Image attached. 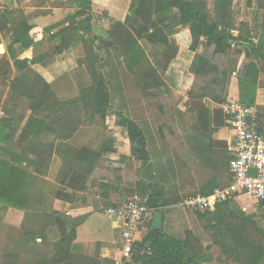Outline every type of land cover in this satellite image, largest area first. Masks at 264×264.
Returning a JSON list of instances; mask_svg holds the SVG:
<instances>
[{"label":"trees","instance_id":"trees-1","mask_svg":"<svg viewBox=\"0 0 264 264\" xmlns=\"http://www.w3.org/2000/svg\"><path fill=\"white\" fill-rule=\"evenodd\" d=\"M252 1L249 0V6L252 5ZM231 3L232 0H213V12H211L208 4L202 0H133L132 15L127 23L114 24L110 37L102 38L97 48L100 51L114 50L118 56L121 55L128 75L138 76L136 82L142 89L159 88L164 85L162 73L177 52V46L169 40V34L179 25L189 26L192 37L191 49L196 50L201 45L204 48L202 53L196 55L192 66L196 79L189 92V109L196 116L195 127L208 130L212 122L206 99L218 105L227 103L230 74L237 69L238 63V59L234 57L245 51L247 58L256 59V62L247 60L240 69V75L243 72V76L247 77L245 81L240 80L242 92L240 101L249 105L255 103L256 81L264 66V39L260 38L257 43H253L252 40L238 42L241 35L234 36L235 26L233 21H230L234 20L230 11ZM90 4L91 0H83L82 9L72 17L74 21L85 17L78 22L80 27L76 26V30L91 32V16L88 12L91 8ZM257 6L264 10V0H258ZM5 15L2 14L0 17V25L3 29L7 21L4 19ZM97 39L99 38L89 37L85 40L87 56L78 61L79 78L76 85L70 75L48 84L31 69L27 60L15 59L12 64L7 58L0 57V106L16 114L23 113L20 118L10 112L14 121H10L11 133L8 134L6 125L0 122V135L4 132L6 139H9L14 131L19 129L24 116L31 112L19 143L23 155L32 153L35 158L34 160L22 158L17 153L18 158L12 159L19 163L26 162L27 167L32 169L29 174L31 180L27 183L32 184L34 179L37 177L42 179L47 174L49 160L55 152H61L60 146L57 148L58 140L70 139L73 145L63 150L65 163L57 176V187L53 189L48 182L50 186L39 185V189L41 188L39 193L32 192L33 188H30L28 193L31 201L27 204L15 199V194L22 188V173L13 170L10 162L0 158V203L7 207L26 209L25 223L28 220L27 225L25 223L21 225L23 232L17 244L19 248L17 253L20 257V250L25 249L29 244L34 248L39 246V252L33 253L34 260L26 264H115L113 259L101 257L99 253L101 243H97L98 247L93 257L79 253L78 229L87 221L89 215L77 217L66 215L54 210L52 201L46 203L45 208L30 207L32 198L38 196L39 206L43 203V199L47 198L67 202H74L76 199L81 202L86 201L87 194L78 198L67 191V184L69 183L73 189L79 187V190H86L88 193L95 185L98 186V183L92 182L91 187L90 185L85 187L90 180L91 171L104 155L115 151V140L111 141L112 138L104 133V128L103 130L100 128L102 125L106 127L104 120L111 109V93L103 72V64L98 60L99 53L94 49ZM141 42L157 48L153 51L158 53L157 56L154 55L153 62L147 60L146 48ZM65 45L69 47L70 44L65 43ZM237 45H241L242 48L237 49ZM15 70L17 74H14ZM80 70L81 73L89 76L86 83L82 81L83 76L80 77ZM116 114L117 123L128 131L132 156L147 164L144 169L145 175L139 181L141 185L130 194L136 192L147 198L148 206L153 211H158L163 205L164 193L160 188L156 190L153 184L147 185L143 180L145 178L147 182L150 181L146 172L151 169L148 164L150 153L147 150L143 128L123 112L118 111ZM98 126L99 128H96ZM42 128H56L57 135L50 140L43 136L41 138L39 130H43ZM85 132H91L89 143L81 140ZM96 132L97 135H94ZM43 181L46 182L45 179ZM100 186L105 192L103 199L94 203L95 210L102 204L107 206V211L115 203L108 200L107 184L102 182ZM149 187L154 188L152 194L148 192ZM30 208L31 211L37 209L36 212L39 214L29 212ZM235 212L245 217L250 223L247 225L251 228L246 227L250 228L252 235L255 234L257 238L249 234L251 239H254L253 242L248 243L246 254H244L246 251L233 247L227 250L236 258L245 259L248 264H262L264 230L252 218L241 212L232 200L228 199L217 204L212 213L195 211V215L207 228L211 225L223 226L225 220L233 217ZM220 232L218 234L213 232L214 240L227 241L229 233L224 230ZM245 233L242 230L241 233L232 231L229 235L238 242L243 240ZM37 238L41 239L40 243H37ZM203 243V240L192 230L186 231L184 238H179L167 234L163 229H154L151 224L143 238L135 242L132 258L126 264H205L212 260V253L211 247Z\"/></svg>","mask_w":264,"mask_h":264},{"label":"crops","instance_id":"crops-1","mask_svg":"<svg viewBox=\"0 0 264 264\" xmlns=\"http://www.w3.org/2000/svg\"><path fill=\"white\" fill-rule=\"evenodd\" d=\"M202 1L208 6L209 4L213 5V0ZM2 2L7 8L4 17L7 21L3 25L4 29L0 25V57L7 58L12 64L15 59L27 60L31 69L48 84H53L59 78L70 75L76 85L77 78H79L78 61L87 56L85 40L89 37H98L99 39L96 41L100 42L102 38L110 37L114 24L127 23L132 15L133 0H91V8L88 11L92 25L90 33L75 29L76 26H79L78 22L85 17H80L75 21L72 19L75 13L82 9L83 0H2ZM248 2L249 0H232L230 11L234 20L230 21H233L235 26L234 36L241 35L238 42L252 40L253 43H257L260 38L264 39V10L258 8V0H253L251 6ZM237 7L240 13L235 15L234 10ZM169 40L177 46V52L175 58L162 73L164 85L159 88L142 89L136 82L138 76L130 77L128 75L126 67L123 66V57L118 56L114 50H101L98 57L100 63L103 64V72L110 89L111 105L113 102L112 87H115L123 94L122 100H127L126 103L132 105V114L129 118L137 121L143 128L147 150L150 153L148 164L151 167L146 172L147 179L150 178V181L147 182L145 178L143 180L147 185L153 184L156 190L160 188L164 193L162 207L158 211H153L152 217L139 226L137 240H141L148 232L150 225H153L154 214L162 212V229L167 234L184 238L186 231L192 230L201 239L209 238L207 243L203 244L211 247L212 260L205 264H248L245 259L236 258L227 248L233 247L243 252L246 251L244 254L248 253V243L257 238L255 234L252 235L250 228L246 226L241 228L236 225H232V227L228 223L232 217H228L223 226L212 227L211 225L206 228L196 216L193 219L188 209L182 205L184 198L189 194L194 192L211 194L216 188L223 187L232 181L230 163L233 155L230 145L233 141V131L227 118H225L224 126H215L213 110L223 107L225 104L218 105L209 99H206V104L211 111V128L204 130L195 127L196 116L189 109V92L196 79L192 67L193 62L196 55L202 53L204 48L201 45L196 50L191 49V31L186 25L173 28L169 34ZM64 42L70 44L69 47ZM64 45L65 47H63ZM241 48V45H237V49ZM100 54L102 58H100ZM146 54L147 60L153 62L154 55L157 56L158 53H154L152 50L149 52L146 49ZM234 58L238 59V63L237 69L230 74L227 85V103L241 100L240 80L247 79L246 76H243V72L240 75L242 64L247 60L256 62L255 58H247L245 51ZM81 72L80 70V77L83 76L84 80L82 78L80 80L86 83L89 76ZM14 74H17L16 70ZM129 82L132 90L131 100H128ZM254 106L258 109L260 127L264 134V66L256 81ZM10 112L16 114L10 109L0 106V122L6 125L8 134L11 133L10 121L14 122ZM21 114L23 113L16 115L21 118ZM30 115L31 112H28L24 116L19 129L15 130L14 134L10 138L8 137L9 139H6L4 132L0 135V158L10 162L13 165V170L22 173V188L15 194V199L25 204L31 201L28 193L30 188H33L32 192L38 191L39 193L41 190L39 185L44 187L49 185V182L53 189L57 187V176L65 163L63 150L73 146L70 139L67 141L58 140L57 148L60 146L61 152H55L49 160L47 174L42 179L37 177L32 184L27 183L31 180L29 174L32 169L27 167L26 162L19 163L12 159H14L13 157L15 160L18 158L17 153L22 158L27 157L30 160L35 158L32 153L23 155L19 143L23 128ZM42 129L39 130L41 138L49 140L54 138L58 132L56 128ZM104 133L107 136H113L116 145L115 151L104 155L91 171L93 177H96L95 179L98 181V186L93 187L99 191L96 192L95 198L89 201L90 192L79 190V187L73 189L68 183L66 186L68 192L78 198L87 194V200L81 202L76 199L74 202H67L47 198L43 199V203L39 206L38 196L32 198L30 205L32 208H45L46 203L52 201L53 209L66 215L73 217L89 215L87 221L78 229L77 242L80 240L81 229L96 214L94 203L103 199L105 190L100 186L102 182L107 184L108 200L116 203L128 196L131 191H136L141 185L140 179L145 175L144 169L147 164L132 156L131 141L127 129L115 123L110 127V130L105 129ZM91 136V132H85L81 140L89 143L88 140ZM72 143L74 144V142ZM24 144L25 142L22 147ZM110 163H115L121 170L109 172L111 166L108 164ZM129 165L130 167H128ZM92 182L94 181L89 180L85 187L89 185L91 187L90 183ZM152 188L149 187V194H152L154 189ZM229 200H232L236 206L238 205L244 213H253L259 207H264V204L258 203L247 194L236 195ZM33 209L31 211L30 208L29 212L35 213L37 209ZM36 213L39 214V212ZM25 215L26 209L7 207L0 203V264L4 262L5 264H20L21 257L17 253L19 250L17 244L21 240L23 232L21 225L25 223ZM25 224H28V220ZM111 229L110 241L107 244H102L99 253L101 257L115 260L120 257V230L114 223H112ZM216 229L218 230L216 231ZM223 230L229 234H232V231L235 233H241V230L244 233L247 231L245 233L247 235H242L243 240L236 242L234 237L228 234L227 237L231 242H227L226 239L225 242L220 240L216 242L212 235L213 232L218 234ZM249 234L254 238L251 239ZM202 240L204 242L205 239ZM40 242L41 239L37 238V243Z\"/></svg>","mask_w":264,"mask_h":264},{"label":"built area","instance_id":"built-area-1","mask_svg":"<svg viewBox=\"0 0 264 264\" xmlns=\"http://www.w3.org/2000/svg\"><path fill=\"white\" fill-rule=\"evenodd\" d=\"M6 11L0 0V17ZM223 109L233 131L230 145L232 181L211 194L194 192L187 195L182 205L193 211L212 213L217 204L240 194H247L258 203L264 201V134L258 109L240 100L226 103ZM251 169H256L257 174H251ZM106 214L120 230V257L114 260L115 264H126L132 258L139 226L152 217L153 210L148 206L147 198L135 192L110 206Z\"/></svg>","mask_w":264,"mask_h":264},{"label":"rangeland","instance_id":"rangeland-1","mask_svg":"<svg viewBox=\"0 0 264 264\" xmlns=\"http://www.w3.org/2000/svg\"><path fill=\"white\" fill-rule=\"evenodd\" d=\"M209 9L211 12H213V6L212 4H209ZM240 13V10L238 9V7L234 10V14L237 15ZM254 19V17L252 18V20ZM146 49L150 52L151 50L154 51L155 49H157L155 46L152 45H148L145 44ZM104 69V67H103ZM128 100H131V83L129 82L128 84ZM112 95H113V102L111 105V109L109 110V116L105 117V122L104 124L106 125V127H104L101 123L100 128L103 130L107 129L110 130V127L112 125H114L115 123H117V119L115 120V118H117V112H123L126 116L131 117L132 114V105L130 103H126L128 102L127 100H122V96L123 94L120 93V91L115 88L112 87ZM173 96H175L173 94ZM115 117V118H114ZM96 128H99L96 127ZM113 129V128H111ZM99 130V129H98ZM97 135V132L94 134ZM109 138H112L111 141H114L115 138H113V136H109ZM114 139V140H113ZM99 141V140H98ZM98 144V143H97ZM110 161V160H109ZM108 166H111L109 169V172H116L121 170L120 168H118L117 165H115V163H110L108 164ZM130 167V165L128 166ZM90 180H93L94 182L98 183V181L95 179L96 177H93V174H90ZM89 195L91 197H89V201H91L92 198H95L94 196H96V192H99L97 189L93 188L91 190H89ZM238 206V205H237ZM106 208L107 206L100 204L99 208L96 209L95 211V215L92 216V218H90V220L87 222V224L81 229V234H80V240L78 241V250L80 254H86L90 257H93L96 251V248L98 247V244L101 243L102 244H107L110 241V237L112 235V229H111V225H112V220L108 217V215L106 214ZM239 210L241 212H243L240 208ZM188 211L191 213L192 218L195 219L196 215H195V211L193 210H189ZM246 212V211H245ZM244 213V212H243ZM245 215L249 216L250 218H252V220L261 227V229L264 230V207H259V209L256 212H246L244 213ZM231 226L232 225H236V226H240L241 228L245 225V226H249L247 224H250L247 222V220L245 219V217L239 215L238 213L235 212V214L233 215L232 218H230L229 222H228ZM233 227V226H232ZM250 227V226H249ZM251 228V227H250ZM37 235V234H36ZM202 239L204 240V243H207V240H209V238L207 237H203ZM230 238H227V242L229 241ZM231 242V241H229ZM98 243V244H97ZM39 245V244H38ZM39 247V246H38ZM34 248V246L32 247V245H26L25 249L23 248L22 250H20V264H26V263H30L31 261L34 260V251L35 252H39V248ZM34 248V249H33ZM29 253H26V252ZM23 252V253H22Z\"/></svg>","mask_w":264,"mask_h":264},{"label":"water","instance_id":"water-1","mask_svg":"<svg viewBox=\"0 0 264 264\" xmlns=\"http://www.w3.org/2000/svg\"><path fill=\"white\" fill-rule=\"evenodd\" d=\"M99 41L95 42V46L94 49L97 53H101L100 50L97 48V46L99 45ZM100 58L101 54H100ZM213 120H214V124L216 127H221L224 126L225 124V114H224V109L223 107H217L213 110ZM250 173L253 175L257 174V170L256 169H251ZM262 204H264V201H261ZM153 227L154 229H162L163 226V213L162 212H156L154 214V219H153Z\"/></svg>","mask_w":264,"mask_h":264}]
</instances>
